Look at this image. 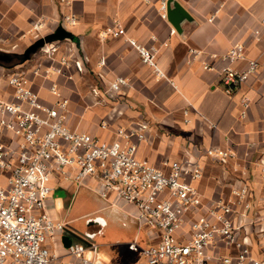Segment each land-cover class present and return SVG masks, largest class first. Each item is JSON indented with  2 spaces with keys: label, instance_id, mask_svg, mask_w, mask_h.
<instances>
[{
  "label": "crops",
  "instance_id": "0c3cea01",
  "mask_svg": "<svg viewBox=\"0 0 264 264\" xmlns=\"http://www.w3.org/2000/svg\"><path fill=\"white\" fill-rule=\"evenodd\" d=\"M174 1L190 15L175 33L171 32L174 25L160 14V0H0V53L20 54L18 63L0 67L6 76L25 72L46 103L54 101L50 85L57 82L69 99L66 122L73 129L112 139L111 130L100 126L103 120L110 125L145 123L148 139L139 146L140 157L158 166L167 158L187 163L202 158L205 176L195 184L208 196L230 194L231 186L243 176L234 168L239 162L249 165V180L260 187L256 161L264 155V0ZM71 13L77 16L76 25L64 20ZM116 22L125 26L127 36L158 49L157 62L165 78L156 76L124 36L101 38L102 30ZM37 23L44 24L40 32L35 31ZM56 33H60L58 38L46 42L55 51L48 54L41 47L30 59H22L36 41ZM236 43L245 46L246 56L233 66L243 69L249 59H256L260 67L230 96L222 87L219 69L224 64L222 55ZM63 56L71 61L67 73L73 77L53 74L45 78V69L60 66ZM76 61H81L82 69ZM205 63L214 69H206ZM117 76L128 80L121 92L105 98L92 92L93 86L106 89ZM5 77L1 92L11 91ZM244 95L251 100L243 118ZM210 145L231 146L237 157L229 162L205 158ZM58 189L68 196L56 197ZM87 198L90 210L82 208ZM127 209L128 205L112 204L88 186L68 180L59 182L49 200V213L55 218L77 221L102 216L113 226H122L121 221L128 219L135 235L139 225ZM77 210L82 213L77 215ZM107 250L100 245L102 258L113 264ZM57 252L65 254L66 249L58 246Z\"/></svg>",
  "mask_w": 264,
  "mask_h": 264
},
{
  "label": "built area",
  "instance_id": "2783aa9c",
  "mask_svg": "<svg viewBox=\"0 0 264 264\" xmlns=\"http://www.w3.org/2000/svg\"><path fill=\"white\" fill-rule=\"evenodd\" d=\"M159 11L168 19V0H160ZM64 20L70 25L78 22L74 13ZM43 28V23L35 25L36 32ZM110 35L124 36L158 78L166 77L155 46L127 36L119 22L100 33L102 39ZM41 49L48 54L55 51L49 44ZM245 56L242 43L222 55L221 84L230 96L260 67L258 60L249 59L245 68L236 69L233 63ZM100 64H105L104 58ZM71 65L63 56L60 66L45 69L44 77L72 78L67 73ZM75 65L82 69L81 61ZM204 66L214 69L209 63ZM5 79L11 91H0V264H104L98 241L79 231L72 221L49 213V200L62 180L88 186L112 204L128 205L126 211L139 231L127 245L146 264H264L263 154L256 161L260 187L249 180V165L239 162L234 168L243 176L231 186L230 194L208 196L195 184L205 176L202 158L190 163L167 158L158 166L138 155L139 146L148 139L147 124L110 125L103 120L102 129L111 130L114 136L103 139L67 124L69 99L57 82L50 85L54 101L46 103L25 72L10 73ZM126 86L128 80L117 76L106 89L93 86L92 92L105 98ZM250 100L248 95L242 98L243 118ZM189 112L185 110L187 116ZM204 157L229 162L237 152L231 146L210 145ZM73 233L81 240L65 247L63 236ZM51 241L54 249L49 247ZM58 246L66 249L65 254L57 252Z\"/></svg>",
  "mask_w": 264,
  "mask_h": 264
},
{
  "label": "rangeland",
  "instance_id": "374dc122",
  "mask_svg": "<svg viewBox=\"0 0 264 264\" xmlns=\"http://www.w3.org/2000/svg\"><path fill=\"white\" fill-rule=\"evenodd\" d=\"M23 52V51H22ZM21 52V53H22ZM14 55V57L12 56V59L10 61H0V65L2 66H6V65H10V64H14V63H18L19 62V55L17 54H11ZM17 57H16V56ZM5 72L3 70L2 67H0V86H4L5 82H4V77H5ZM56 197H61V198H66L68 196V194L66 193V191L62 190V189H58L55 193ZM84 210H90L91 208V202L90 200L87 198L85 200V202L83 203V207ZM81 208V210H83ZM80 210V209H79ZM79 210H77L75 213L77 215L81 214L82 212H78ZM73 225L76 221H72ZM83 222V221H82ZM82 222L79 223V225L82 224ZM83 227V226H81ZM114 233L116 234H123L126 233L125 228L122 227H117V228H109L108 230V237H112L114 235ZM134 237V235L130 236L129 238L126 239H121V240H117V241H109L107 243L102 242L101 247L106 246V249L108 254L111 255L112 260L114 261L113 264H146L145 258L143 256H141L140 254H136L138 257L133 256L132 254H130L127 249H128V245H127V241L131 240ZM104 243V244H103ZM49 247L54 249L55 247V242L51 241L49 243ZM104 249V248H103Z\"/></svg>",
  "mask_w": 264,
  "mask_h": 264
},
{
  "label": "flooded vegetation",
  "instance_id": "af4514ba",
  "mask_svg": "<svg viewBox=\"0 0 264 264\" xmlns=\"http://www.w3.org/2000/svg\"><path fill=\"white\" fill-rule=\"evenodd\" d=\"M80 222H82L81 225H79ZM121 223H122V226L118 224L113 226L107 219H105L102 216H90L84 219L77 220L74 223V226L79 231H81L83 234L90 236L91 239L96 240L100 244H102V242L107 243L109 241H117L121 239H126L134 234V229L129 225L128 219L122 220ZM114 227L125 228L126 233H123V234L114 233L112 237H108L107 234H108L109 228L111 229ZM102 248H104V245ZM102 260L104 264H108L104 258H102Z\"/></svg>",
  "mask_w": 264,
  "mask_h": 264
},
{
  "label": "water",
  "instance_id": "95a60500",
  "mask_svg": "<svg viewBox=\"0 0 264 264\" xmlns=\"http://www.w3.org/2000/svg\"><path fill=\"white\" fill-rule=\"evenodd\" d=\"M181 13V17H178V14ZM189 13L174 0H168V20L174 25L176 29H179L180 22L184 18H189ZM60 33L49 35L45 38H41L36 41L32 46H30L25 53L22 55L23 60H28L32 56V54L36 53L41 47H43L46 42H50L55 38H58ZM12 59V55L9 53H0V61H10ZM81 240L80 236L77 234H72V236L64 235L63 242L65 247L70 246L73 242Z\"/></svg>",
  "mask_w": 264,
  "mask_h": 264
},
{
  "label": "trees",
  "instance_id": "16d2710c",
  "mask_svg": "<svg viewBox=\"0 0 264 264\" xmlns=\"http://www.w3.org/2000/svg\"><path fill=\"white\" fill-rule=\"evenodd\" d=\"M136 254H139V253H136Z\"/></svg>",
  "mask_w": 264,
  "mask_h": 264
}]
</instances>
